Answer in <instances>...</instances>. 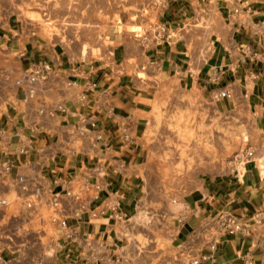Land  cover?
Masks as SVG:
<instances>
[{
	"label": "crops",
	"instance_id": "crops-1",
	"mask_svg": "<svg viewBox=\"0 0 264 264\" xmlns=\"http://www.w3.org/2000/svg\"><path fill=\"white\" fill-rule=\"evenodd\" d=\"M13 15L8 1L0 0V166L11 162L9 178L40 175L52 192L78 189L76 179L86 183L80 187L88 196L85 210L67 219L77 241L58 252L59 263L124 264L130 254L123 251L118 229L138 214L143 138L159 79L176 77L180 85H199L210 95L231 90L225 105H247L263 134L257 154L264 157V0H164L157 24L169 37L153 40L147 32L144 39L127 40L103 56L84 54L78 43L27 32ZM200 18L208 40L191 53L188 44L197 31L187 24ZM43 66L46 76L29 95L15 78ZM0 195L13 196L9 179L0 183ZM180 205L176 215L158 207L156 218L161 239L164 218H171L179 257L195 258L190 264H264L261 225H254L252 235L226 234L212 248L192 239L220 210L248 217L264 210V168L257 162L246 163L242 175L232 171L201 179ZM158 239L152 241L157 261L164 257ZM2 256L6 264H29L21 253L4 249Z\"/></svg>",
	"mask_w": 264,
	"mask_h": 264
},
{
	"label": "rangeland",
	"instance_id": "rangeland-1",
	"mask_svg": "<svg viewBox=\"0 0 264 264\" xmlns=\"http://www.w3.org/2000/svg\"><path fill=\"white\" fill-rule=\"evenodd\" d=\"M7 1L9 11L23 23L27 32H36L52 42L78 43L84 54L92 51L95 56L106 55L127 40L144 39L147 32L154 37L159 27L157 15L164 3V0ZM204 26L202 18L187 24L197 31L188 44L191 53L208 40ZM5 68L12 70L7 63ZM222 90L210 95L199 85L188 88L180 85L176 77L159 79L151 126L143 138L146 156L141 168L143 180L138 214L128 225L118 229L120 235H124V253H130L126 254L124 264L192 263L193 257H179L180 247L173 246L169 227V215H176L183 194L207 176L235 169L242 171L236 158L246 149L254 151L258 165L264 161V157L257 154L263 149V134L256 128L250 110L243 101L226 106L225 99H230L232 93L230 90V98L221 97ZM80 149L85 147L80 146ZM144 172L147 173L145 179ZM158 207L170 210L164 218L163 239L156 227ZM46 231L60 235L51 226ZM157 238L164 250L163 260L158 261L155 258L157 245L152 242Z\"/></svg>",
	"mask_w": 264,
	"mask_h": 264
},
{
	"label": "built area",
	"instance_id": "built-area-1",
	"mask_svg": "<svg viewBox=\"0 0 264 264\" xmlns=\"http://www.w3.org/2000/svg\"><path fill=\"white\" fill-rule=\"evenodd\" d=\"M158 26L152 39L169 37L166 28L163 25ZM42 70L33 69L23 73L17 84L27 86L28 94L31 95L32 85L46 76V67L43 66ZM219 95L230 97L231 93L222 90ZM236 161L242 168V171L235 169L237 175H242L246 163H258L254 151L250 148L238 154ZM260 164V169H263L264 161H260ZM11 166L9 161L0 166V183L4 184V180L9 179L13 187V196L0 195V264L7 263L2 256L4 249L21 253L24 259H29V264H62L58 262V252L77 241L76 232L69 226L67 219L78 218L85 210L83 202L88 196H84L80 191L86 183L76 179L74 184L79 186L78 189L63 193L52 192L44 185L40 175L9 178ZM42 207L48 212L43 213ZM91 215L95 216V213L92 212ZM254 225L264 228V210L249 217L220 210L202 222L192 239L198 237L202 239L200 247L212 248L226 234L252 235L256 231ZM50 226L59 229L60 235L48 234L46 229ZM187 246L189 243L184 244L181 249Z\"/></svg>",
	"mask_w": 264,
	"mask_h": 264
}]
</instances>
